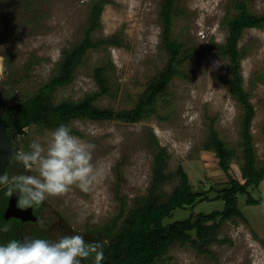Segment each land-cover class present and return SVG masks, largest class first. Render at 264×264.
Here are the masks:
<instances>
[{"label":"rangeland","instance_id":"1","mask_svg":"<svg viewBox=\"0 0 264 264\" xmlns=\"http://www.w3.org/2000/svg\"><path fill=\"white\" fill-rule=\"evenodd\" d=\"M163 1L0 0V77L9 95L19 103L45 86L58 73L64 53L83 41L93 6L103 3L100 26L92 37L118 36L121 46L88 51L73 83L59 88L53 102H78L100 92L95 71L104 67L110 91L95 104L116 112L133 109L169 62L160 18ZM235 1H176L172 37L182 44L187 60L180 66V75L158 98L151 115L135 124L88 119L69 123L73 135L95 145L93 164L103 169V179L88 192L74 187L62 197L45 201L49 240L64 235H106L101 232L121 211L125 218L136 201L149 192L158 152L153 136L168 155L167 173L177 176L182 167L192 189L202 195L196 205L178 211L172 221L223 209L218 199L229 179L216 155L205 150L211 129L236 151L232 174L244 183L243 110L222 83L231 78V62L219 53L228 35L227 20L236 13ZM247 3L253 14L264 15V0ZM239 45L247 53L242 75L255 108L251 134L257 163L264 167V29L246 30ZM53 131L38 125L26 128L21 136L24 151L30 150L33 141L46 146ZM178 183L175 177L164 187L165 193H171ZM249 193L255 200L263 198L264 182L252 186ZM247 198L240 196L239 206L248 221H227L215 240L204 244L175 243L157 264H264V206L246 205ZM122 223L116 225V231ZM26 232L27 239H35L34 228Z\"/></svg>","mask_w":264,"mask_h":264},{"label":"trees","instance_id":"2","mask_svg":"<svg viewBox=\"0 0 264 264\" xmlns=\"http://www.w3.org/2000/svg\"><path fill=\"white\" fill-rule=\"evenodd\" d=\"M177 0H164L161 5L160 18L162 23L163 44L169 53V62L164 70L148 85L142 99L133 109L116 112L112 109L97 106L96 101L109 93L110 85L106 77L107 69L98 67L95 71L100 92L88 95L78 102H53L59 88L68 86L75 79V71L88 51L100 47H120L118 36L108 39H94L93 32L100 26V18L104 8L103 3L93 6L89 27L83 41L71 51L64 53L58 73L32 97L19 102L18 118L23 126H44L56 130L60 125L69 126L76 119L91 121L119 120L126 123H138L151 115L155 110L158 98L167 90L170 82L180 75V66L187 57L182 44L172 37L175 22V4ZM248 0L234 2L235 15L227 20L228 35L225 45L220 47V55L231 62V78L223 79L222 83L229 87L233 98L242 106V150L244 163L241 173L244 183L232 174L231 162L236 157V151L222 141L215 130L211 129L209 145L205 150L213 152L219 160V167L227 175L228 185L220 191L223 203L222 210L210 213L200 212L194 217L173 220L178 211H185L197 203L202 195L196 193L190 184L188 174L180 167L176 175L167 173L168 155L159 146L155 136V147L158 152L154 157L153 179L149 192L136 201L135 207L124 217V211L107 226L98 238H108V244H103L104 260L102 264H157V260L166 254L175 243L194 245L215 240L217 231L227 221L239 218L248 221L239 206V197L248 196L246 205L264 206V197L255 200L249 193L252 186L264 182V167H259L251 134V125L255 117V108L250 101V95L245 91L242 75V61L246 57L245 48L239 43L248 29H264V15L252 13ZM113 67V65H111ZM177 177L178 185L169 194L164 187ZM0 222L6 221L0 218ZM123 221L116 231V225ZM3 224V225H4ZM81 264H93L91 260Z\"/></svg>","mask_w":264,"mask_h":264},{"label":"clouds","instance_id":"3","mask_svg":"<svg viewBox=\"0 0 264 264\" xmlns=\"http://www.w3.org/2000/svg\"><path fill=\"white\" fill-rule=\"evenodd\" d=\"M29 151H17L13 159L21 171L0 173V195L15 196L20 208H39L50 197H62L72 188L88 192L103 179V169L93 164L94 144L86 143L60 125L51 132L46 146L33 141ZM34 173V174H28ZM10 224L0 225V264H102L103 244L86 242L83 235L9 239Z\"/></svg>","mask_w":264,"mask_h":264},{"label":"flooded vegetation","instance_id":"4","mask_svg":"<svg viewBox=\"0 0 264 264\" xmlns=\"http://www.w3.org/2000/svg\"><path fill=\"white\" fill-rule=\"evenodd\" d=\"M18 103H15L12 97L9 95L5 82L0 77V130L4 129L6 135L9 137L12 153L8 150L5 152L1 151L0 158L5 154H10L8 161L0 168V173L7 172L9 175L18 173L21 171V168L17 165L13 155L17 151H24V147L21 144V136H23L26 128L30 126H23L18 118ZM2 163H0L1 165ZM32 174V173H28ZM10 199L0 195V218L6 221L7 224L11 225V231L7 234H4V241L6 242L9 239H26L27 229H35V239L43 238L48 239V227L45 224H49L46 221L44 214L48 211L47 203L44 202L39 208H31L35 218L39 219L38 221H22L21 219L11 217L10 219H5V214L10 205ZM18 206V204H17ZM20 208V207H19ZM22 210H28L30 208H20ZM1 220V219H0ZM4 222H0V225H3ZM45 225V226H44ZM97 234V233H96ZM86 242H103L105 244L108 239L98 238L94 234L89 238H85Z\"/></svg>","mask_w":264,"mask_h":264},{"label":"water","instance_id":"5","mask_svg":"<svg viewBox=\"0 0 264 264\" xmlns=\"http://www.w3.org/2000/svg\"><path fill=\"white\" fill-rule=\"evenodd\" d=\"M8 150L10 154L12 153L9 137L6 135L3 128L0 130V153L1 151L5 152ZM10 154L7 153L3 157L0 158V168L8 161ZM11 217H15L21 219L22 221H38L39 219L35 218L32 212V209L22 210L17 206V198L15 196L11 197L10 205L5 214V219H10Z\"/></svg>","mask_w":264,"mask_h":264}]
</instances>
